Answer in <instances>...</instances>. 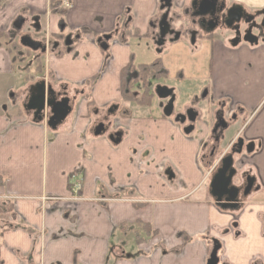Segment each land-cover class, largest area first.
Here are the masks:
<instances>
[{
    "label": "crops",
    "instance_id": "crops-1",
    "mask_svg": "<svg viewBox=\"0 0 264 264\" xmlns=\"http://www.w3.org/2000/svg\"><path fill=\"white\" fill-rule=\"evenodd\" d=\"M69 1L61 17L49 0H0V34L8 39L18 18L34 24L45 74L71 107L55 131L48 111L41 123L21 113L19 78L0 43V264H207L215 242L218 264H264V46L252 56L223 48L213 63V100H231L243 118L228 142L253 144L239 167L258 187L237 210H222L202 160L211 127L199 121L186 136L157 104L123 98L122 70L132 58L143 65L127 34L155 51L159 0ZM108 36L103 51L98 41ZM75 171L81 201L70 203Z\"/></svg>",
    "mask_w": 264,
    "mask_h": 264
},
{
    "label": "flooded vegetation",
    "instance_id": "flooded-vegetation-1",
    "mask_svg": "<svg viewBox=\"0 0 264 264\" xmlns=\"http://www.w3.org/2000/svg\"><path fill=\"white\" fill-rule=\"evenodd\" d=\"M64 2L67 1L61 0L60 7L67 10L70 5L68 4V7L65 8L63 5ZM165 13H167L166 21L168 24V31L171 33V35H167L164 38V42L161 46H155L154 42H157L159 40L158 24ZM23 21L24 22L20 30H15L12 25V33L21 32V30H23V27L26 25L25 20ZM26 26H28V24ZM28 27L32 31H35L33 23L29 24ZM154 28L156 30V33L153 38V46L155 53L157 54V58H160L161 51L165 48L166 45H176L181 43L183 48H187L188 55H190V57L192 58L191 63L194 65L193 68L198 71L197 69L201 67L205 72L206 77L211 79L210 85H204L203 88L196 93L199 96H203L202 98L210 96V100L212 102L210 105V109H214L212 124L213 131L210 132L209 140L203 145L204 153L202 155V160L208 163L207 170L210 171L209 175L212 177L220 168L221 161L226 156H236L238 151L241 152L240 155L246 154V149H248L251 145V143H245L243 139L236 137L227 147L224 148L225 151L220 156V160L216 165L213 166L215 162L214 160L218 157L214 160L213 158L216 156V154L218 156V152L221 149L222 144L226 141V134L237 125L239 118H241V123H243L241 110L233 107L231 103L228 104V101L226 100H213V96L216 91L213 63L215 62L216 55H218L220 52H224L223 48L228 49L230 52H240L241 50H244V52L249 51V55L252 56L256 54L257 49L260 46H264V6L261 8L249 9L241 2L234 0H189L185 7H181V9H178L173 4L172 0L169 10L164 9L162 11H159V15L155 21ZM117 32L118 30H115L113 34H116ZM22 37H29L32 39L31 35L25 32L18 37L19 41ZM32 40L41 43L42 46H46L43 41H36L34 39ZM69 41H71L70 37ZM37 53L40 52L38 51ZM201 58H206L204 66H201L203 62L202 64H199V59ZM167 77L168 72L166 76L157 79V82L166 80ZM200 78L201 77L199 73L194 72L193 79L199 80ZM36 85L37 92H41L43 88L41 82L34 84V86ZM49 86L50 85H47L45 83V90H47ZM157 87L165 86H159L157 84ZM166 88L172 90L173 95V89L169 87ZM31 89L32 87H30V89L28 90V94L25 98L24 110L25 112L32 114L33 111H30L28 109V106H30L29 98ZM53 92L54 94H52L51 96L55 95L57 100L68 98L66 91L63 88H60L58 92L54 90ZM163 102L164 107L167 104L168 99L163 100ZM197 107L198 106L196 104L186 105L177 112H174L173 105V112L171 117L173 119L174 117H177L178 125L183 127V129H189L193 126L195 129V126L200 121L201 117L200 109H198ZM109 111H112V109H109L108 112ZM107 116L108 113L105 115V118L96 125V127L99 124H103L106 129L107 126L105 121ZM243 174L244 176H242L241 179L237 178L233 181V185L239 188L238 208L243 205L245 199L247 198L243 196V192L246 187L245 177L246 175L248 176L250 174L246 172H243ZM236 180L238 181L237 183L235 182ZM257 191L258 187H256V184H254L252 192Z\"/></svg>",
    "mask_w": 264,
    "mask_h": 264
},
{
    "label": "rangeland",
    "instance_id": "rangeland-1",
    "mask_svg": "<svg viewBox=\"0 0 264 264\" xmlns=\"http://www.w3.org/2000/svg\"><path fill=\"white\" fill-rule=\"evenodd\" d=\"M234 1L241 2L249 9L261 8L264 6V0H234ZM24 32L30 34L33 38L36 36L35 32L25 25L23 27V30H21V32L11 33V36H9L8 39H2L0 43H3L5 46H10L11 41H13V43L19 44L18 37ZM137 39L138 37H134V38L127 37L126 39L132 45L133 52L136 54V62L137 63L139 62L143 65L150 64L155 58H157V54L155 53V51L154 52L150 51V46H147L146 42L142 41L143 37L141 38L139 37L141 41H137ZM14 57H16L15 60H17L14 63V69L17 72V76L19 78L18 80H16L17 87H15V88H18L17 98L20 101V103L18 104V107L21 113H27L24 110L25 98L28 94V90L30 89V87H33L35 83H40V82L47 83V85H51L53 87V90L56 92H58L60 88L62 87L53 86L50 83V79L47 77L44 71V68L46 67V59L44 56L41 58L39 57L40 65L42 64L43 71H44L42 75H39L35 71V66H36L35 64L29 65L28 63L27 65L26 64L27 60L26 62L22 63L20 62V60L18 59L16 55H14ZM160 58L163 62V65L166 71L168 72V77L166 80H162L160 82L153 80L149 83L150 93L152 94V97L149 103L147 104H151V103L157 104V112L159 111L158 110L159 107L161 108L160 110L162 111L164 102L161 99L156 97L155 88L157 87V84L159 86L164 85L165 87H169L173 89L174 112H177L185 105L196 104L198 106L197 108L200 109V113H201L200 123L204 125L207 124L208 126L211 127L213 124L214 109H210V105L212 103L210 100V96L202 98L203 96L201 95L199 96L196 93L200 91L204 85L206 84L207 86L210 85L211 79L206 77V74L202 70L201 67L197 69L198 71H196V69L193 68L194 65L191 63L192 58L190 57V55H188L187 48L186 47L183 48L181 43L176 44V45L174 44L166 45L165 48L161 51ZM205 59L206 58L199 59V64L203 62L201 66L205 65ZM194 72L199 73L201 77L199 80L193 79ZM132 90L134 92L139 93V89L137 85L134 86ZM4 97L7 98L8 100L10 98V93L5 92ZM22 97L24 98L21 101ZM230 101L231 100H228L227 103L230 104ZM1 108H4V107H1ZM6 108L7 107H5V109ZM6 110L9 112L10 108L8 107ZM27 115L32 117L31 113H27ZM241 125H242L241 118H239L237 125L226 134L227 136L226 141L225 143L222 144L221 149L218 152V156L216 154L213 160L217 157H220L224 153L225 151L224 148L227 147L231 143V142L230 143L228 142L229 141L228 139L231 138V136L233 137V135H235V133L237 132V130L240 128ZM212 131H213V126L209 129V132H212ZM246 155L247 154H242L241 156L239 157L235 156L234 158H236L237 161L238 160L243 161L242 159L243 157H246ZM216 160L217 159H215L214 161ZM239 169L238 171L240 173L241 168L239 167ZM206 172H209V171L206 169ZM235 182L237 183L238 181L236 180ZM217 257L219 258V251H218Z\"/></svg>",
    "mask_w": 264,
    "mask_h": 264
},
{
    "label": "water",
    "instance_id": "water-1",
    "mask_svg": "<svg viewBox=\"0 0 264 264\" xmlns=\"http://www.w3.org/2000/svg\"><path fill=\"white\" fill-rule=\"evenodd\" d=\"M172 0H159V11L164 9L169 10L171 7ZM163 4V6H162ZM167 13L162 16L158 26H159V40L154 42L155 46H161L164 42V38L167 35H171L168 31V24L166 21ZM23 19L18 18L17 21L14 22L13 28L15 30H20ZM111 37H104L98 41L99 48L103 51L107 50V42ZM20 45L32 52H40L41 54H45L46 46H42L41 43L33 41L29 37H22L20 39ZM65 45L69 46L70 41L69 37L65 41ZM42 90L41 92H37V85L32 87L31 94L29 98L30 106L28 109L33 111L32 120L34 123H41L44 119V112L47 110L49 112V117L47 118L46 125L49 130L55 131L57 128L65 121L68 115L71 112V107L69 105V98H62L57 100L56 96H51L54 94L51 86L47 90H45V83L41 82ZM155 95L157 98L163 100H167V104L163 107L162 114L166 118H170L173 112V104L174 97L172 95V90L167 89L166 87H156ZM54 97V98H53ZM112 111L108 112V115L111 114ZM174 123L178 124V118L174 117ZM105 127L103 124H99L94 131V135L98 136L105 132ZM194 131V126L189 129H183V134L188 136ZM119 134H115L112 138L118 137ZM254 147L253 144L250 145L248 149H246V154L249 155L253 152ZM241 152L238 151L236 157L241 156ZM235 156L228 155L221 161L220 168L216 171V173L211 177L209 183V194L214 202V204L222 210H231L235 211L238 209V193L239 188L233 185L234 179L242 178L244 176L243 173H239V165H242V161H237ZM238 165V166H237ZM240 170V169H239ZM246 187L243 192L244 197H248L255 184V178L250 175H246L245 177ZM219 251V247L215 246L213 243V247L211 253L209 255V259L207 264H218L217 253Z\"/></svg>",
    "mask_w": 264,
    "mask_h": 264
},
{
    "label": "trees",
    "instance_id": "trees-1",
    "mask_svg": "<svg viewBox=\"0 0 264 264\" xmlns=\"http://www.w3.org/2000/svg\"><path fill=\"white\" fill-rule=\"evenodd\" d=\"M70 5V1L66 0ZM61 0H49V11L50 13H55L64 16L66 9H62L60 7ZM127 18L126 13L124 15ZM119 25H117V30L119 29ZM119 34L118 32L115 34L116 36ZM130 37H139L138 33H128ZM2 39H7L6 35L0 34V41ZM9 53L12 57V63L17 61L15 60L16 55L20 62H26V64H35V71L42 75L44 73L42 64L40 65L39 57H43L41 53L32 52L26 48H23L19 44L11 43L10 46L7 47ZM38 55V56H37ZM28 57V58H27ZM29 68V67H28ZM167 75V72L161 62L160 58H156L152 63L148 65H134L133 58L127 67H125L121 72V90L123 91V98L128 102H136L138 104H147L151 100L152 94L150 93V85L151 81H157L160 77H164ZM138 86L139 93L134 92L132 89L134 86ZM215 246L219 247V244L215 242Z\"/></svg>",
    "mask_w": 264,
    "mask_h": 264
},
{
    "label": "built area",
    "instance_id": "built-area-1",
    "mask_svg": "<svg viewBox=\"0 0 264 264\" xmlns=\"http://www.w3.org/2000/svg\"><path fill=\"white\" fill-rule=\"evenodd\" d=\"M64 7H68V3H63ZM221 157H218L217 160L214 162L213 166L217 164ZM210 174V171L207 172V175ZM81 182L78 179V173L75 171L69 175V184H68V201L70 203H78L81 201Z\"/></svg>",
    "mask_w": 264,
    "mask_h": 264
}]
</instances>
